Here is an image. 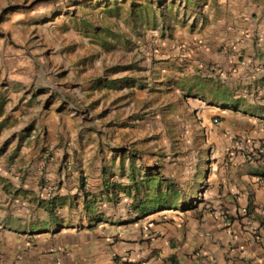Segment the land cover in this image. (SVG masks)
Segmentation results:
<instances>
[{
	"label": "crops",
	"instance_id": "obj_1",
	"mask_svg": "<svg viewBox=\"0 0 264 264\" xmlns=\"http://www.w3.org/2000/svg\"><path fill=\"white\" fill-rule=\"evenodd\" d=\"M203 6L204 28L184 30L162 51L178 67L179 89L203 123L219 121L207 124L214 152L197 164L199 179L190 188L198 192L188 210L183 196L192 190L169 208L162 200L167 189L141 191L130 172L92 175L91 147L71 127L67 136L65 124L74 121L60 110L61 99L47 108L51 94L25 96L27 86L43 84L10 42L16 35L9 29L19 32L22 16L0 23L9 40L0 42V264H264L258 214L264 208V0ZM35 98L41 106L28 107ZM27 107L37 123L25 137ZM66 144L82 151L78 169L70 157L62 164ZM43 145L56 149L48 162ZM157 177L145 181L161 184ZM241 209L253 215V225L237 216Z\"/></svg>",
	"mask_w": 264,
	"mask_h": 264
},
{
	"label": "rangeland",
	"instance_id": "obj_2",
	"mask_svg": "<svg viewBox=\"0 0 264 264\" xmlns=\"http://www.w3.org/2000/svg\"><path fill=\"white\" fill-rule=\"evenodd\" d=\"M4 1L0 23L10 21L13 14L22 16L19 32L9 29L16 35L10 42L32 65L37 83L43 84L40 90L35 84L27 86L25 96L41 100L51 94L44 103L47 108L55 97L61 99L60 110L74 121L65 124V130L75 129L78 141L91 147L88 171L118 178L130 172L141 191H155L160 185L168 190L162 200L169 208L182 199L183 190L188 194L192 190L182 204L190 209L198 192L190 188L199 179L197 164L207 163L214 152L209 126L216 127L219 121L203 123L193 99L179 89L178 67L175 62L169 65L162 51L184 30L204 28L206 0ZM2 41L9 42L0 32ZM36 98L26 105L41 106ZM28 107L25 137L33 134L37 123L36 117H29ZM55 152L41 147L47 162ZM81 152L70 148L62 164L70 157L71 167L78 169ZM149 175L158 176L161 184L146 183ZM113 180L115 187L124 188ZM174 210L182 212L178 207Z\"/></svg>",
	"mask_w": 264,
	"mask_h": 264
},
{
	"label": "built area",
	"instance_id": "obj_3",
	"mask_svg": "<svg viewBox=\"0 0 264 264\" xmlns=\"http://www.w3.org/2000/svg\"><path fill=\"white\" fill-rule=\"evenodd\" d=\"M214 122L218 123V120L215 119ZM262 159H264L263 156L260 160L262 161ZM258 214H259V218H260L259 227H264V208L261 209ZM237 216L242 217L244 219H247L248 223L250 225H253L254 221L256 220V219H254L253 215L248 210H245V209L238 210Z\"/></svg>",
	"mask_w": 264,
	"mask_h": 264
}]
</instances>
